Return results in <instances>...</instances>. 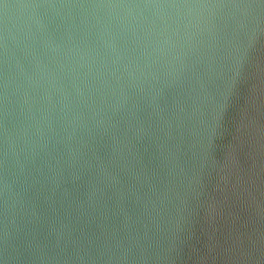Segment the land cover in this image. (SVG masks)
I'll use <instances>...</instances> for the list:
<instances>
[{
	"label": "water",
	"instance_id": "obj_1",
	"mask_svg": "<svg viewBox=\"0 0 264 264\" xmlns=\"http://www.w3.org/2000/svg\"><path fill=\"white\" fill-rule=\"evenodd\" d=\"M0 264H264V0H0Z\"/></svg>",
	"mask_w": 264,
	"mask_h": 264
}]
</instances>
